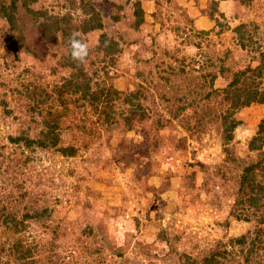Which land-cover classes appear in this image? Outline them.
<instances>
[{
	"label": "rangeland",
	"instance_id": "obj_1",
	"mask_svg": "<svg viewBox=\"0 0 264 264\" xmlns=\"http://www.w3.org/2000/svg\"><path fill=\"white\" fill-rule=\"evenodd\" d=\"M81 1L0 0L16 10L0 16V264H203L222 246L244 260L251 242L233 240L258 222L235 200L264 104L235 109L228 139L226 87L263 58L264 0L226 2L223 32L208 0H94L103 27L86 33ZM237 23L259 25L260 49L241 46ZM72 33L89 45L81 79L96 99L64 86ZM36 102L59 116L56 146L10 140L44 131ZM250 255L264 264V248Z\"/></svg>",
	"mask_w": 264,
	"mask_h": 264
},
{
	"label": "trees",
	"instance_id": "obj_2",
	"mask_svg": "<svg viewBox=\"0 0 264 264\" xmlns=\"http://www.w3.org/2000/svg\"><path fill=\"white\" fill-rule=\"evenodd\" d=\"M94 0H82L81 6L85 13L89 14L88 17H84L82 22L81 30L83 33L89 32L95 28L103 27L102 17L100 12L95 8L93 3ZM186 1V0H184ZM197 1V0H196ZM211 7V11L207 14L208 17H212L209 19L210 23H214V27L220 25L218 32L226 31L228 26L231 25L230 21L226 19L228 16L224 13L221 6L223 2H228L229 0H208ZM187 2V1H186ZM26 4V2H24ZM136 4L139 5L140 2L136 1ZM15 6H11L8 9V5H3L0 8V16L7 18L10 23L15 22ZM30 12H33L32 9H29ZM140 12V13H139ZM220 13L219 15H214L215 13ZM139 15L143 13V8H139L138 11ZM214 18V19H213ZM225 18V19H223ZM221 20V22H220ZM141 22V21H140ZM139 22V23H140ZM259 25L255 26L257 29ZM209 27L208 29H200L202 33H210L213 29ZM247 25L245 23H237V25L231 31L237 36L239 42H241V46L245 48L249 52L256 51L260 49L258 46V42L260 41L257 39L255 29L248 32L246 29ZM105 36V35H104ZM10 46L15 50V46L13 43H10ZM256 46V48H254ZM69 60H71V68L73 72L71 73L69 78H65V85L67 88L71 89L72 93H79L83 99L89 97V100H93L98 98V93L95 96L94 93H90V79L84 78L81 79V74L83 72L82 64H78L74 62L71 58V49H70ZM254 55V54H253ZM255 55H260L255 54ZM254 55V56H255ZM228 56L226 55L225 58ZM222 67H226V62H222ZM225 70V69H224ZM221 69V72H224ZM248 71H251V74L246 76L249 78L247 83L241 85L240 77L245 76ZM217 74V73H216ZM262 78H264V54L263 58L260 60V63L256 66L249 65L245 69H240L236 72L233 78L229 81L228 86L226 87L227 91L231 94L228 95L231 101V110L225 118H228L234 114L235 109H240L241 107H247L254 103V101L264 104V87L262 88L261 82ZM216 79V75L212 76V80ZM30 87V86H29ZM28 87V88H29ZM91 94V95H90ZM100 97V96H99ZM63 102V101H62ZM178 110L185 108L186 105H179ZM38 102L34 104H28V113L30 116H33L34 120L40 121L41 124L45 127L44 131H42L39 137H24V135L12 136L10 135V140L13 142H20L21 140L25 139V142L28 146L40 145L42 147L45 146H56L59 143V135L56 134V124H58L59 116L53 113L52 106H50L51 110L46 111L44 108H38ZM239 122L235 117L231 118L227 123V138L231 139L233 137L230 130H233L239 125ZM5 146V145H4ZM248 147L250 151L257 152L256 158L250 160L249 162L245 163L242 168V173L238 180L239 188L237 190V197L235 200V204L240 206V210H242V214L238 217L239 220L245 221H252V219H257L258 224L254 227L249 234L242 235L233 240L234 243H245L251 242L252 248L250 249L249 256H245L244 260H240L235 256L232 257L230 254L231 252L227 251V249L217 248L210 254L203 257V264H254L253 258L254 256L250 255L253 249L264 248V119H262L261 123L259 124L258 130L255 135H253L249 142ZM61 150L64 154L67 155H75L76 147L75 146H65L61 147ZM3 150L0 151V154ZM231 160V159H230ZM235 160V159H232ZM36 212L37 216L40 215L39 209ZM262 225V226H259ZM257 233V237H251L248 240L250 234ZM26 251L29 253L31 249L28 248ZM230 255V256H229ZM25 256L26 255H22ZM197 259L188 260L186 264H197L195 263Z\"/></svg>",
	"mask_w": 264,
	"mask_h": 264
},
{
	"label": "clouds",
	"instance_id": "obj_3",
	"mask_svg": "<svg viewBox=\"0 0 264 264\" xmlns=\"http://www.w3.org/2000/svg\"><path fill=\"white\" fill-rule=\"evenodd\" d=\"M71 49V58L78 64H84L89 55V45L83 38H78V33H72L68 38Z\"/></svg>",
	"mask_w": 264,
	"mask_h": 264
},
{
	"label": "crops",
	"instance_id": "obj_4",
	"mask_svg": "<svg viewBox=\"0 0 264 264\" xmlns=\"http://www.w3.org/2000/svg\"><path fill=\"white\" fill-rule=\"evenodd\" d=\"M225 3H226V2H223V3H222V6H221L222 10H224L223 8H224V6H226Z\"/></svg>",
	"mask_w": 264,
	"mask_h": 264
}]
</instances>
